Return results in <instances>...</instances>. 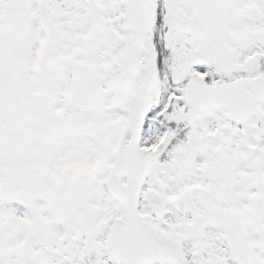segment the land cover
Instances as JSON below:
<instances>
[{
	"label": "snow or ice",
	"instance_id": "1",
	"mask_svg": "<svg viewBox=\"0 0 264 264\" xmlns=\"http://www.w3.org/2000/svg\"><path fill=\"white\" fill-rule=\"evenodd\" d=\"M0 264H264V0H0Z\"/></svg>",
	"mask_w": 264,
	"mask_h": 264
}]
</instances>
